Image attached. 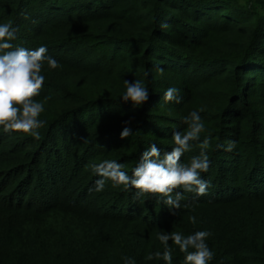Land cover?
Returning a JSON list of instances; mask_svg holds the SVG:
<instances>
[{
	"label": "trees",
	"instance_id": "obj_1",
	"mask_svg": "<svg viewBox=\"0 0 264 264\" xmlns=\"http://www.w3.org/2000/svg\"><path fill=\"white\" fill-rule=\"evenodd\" d=\"M12 2L15 21L22 15L24 20L35 26L39 21H45L51 22V28L63 30V36L50 41V45L60 59L65 58L68 52L71 54L72 65H69L73 78L71 82L66 80L53 85L47 89V94L36 100L44 106L39 116L44 123L37 129L40 139L24 134L28 137L24 141L25 149L17 151L10 158L7 156L9 149H2L0 171L10 169L16 175L15 179L24 177L31 181L35 177L39 182L48 178L47 170L53 169L49 177H56L59 159L65 155L68 136L72 133L69 131L74 130L77 123L84 124L86 119L81 115L82 111L96 106L104 92L111 90L115 94L110 99L105 98V101L113 100L109 103L116 109L102 117L128 113L130 120L127 126L133 133L155 135L160 131L157 128L163 127L160 132L172 136V126L179 128L178 131L186 130L183 118L192 111L199 112L205 131L200 135V141L193 145L199 144L205 137H211V146L207 151L210 166L207 173H201L205 181L210 178L208 196L220 191L217 199L224 200L226 196L223 194H228L231 187L243 189L244 186L246 193H252L251 196L262 194L259 187L264 186V138L259 133L264 124L256 123L252 118L253 112L249 113L247 108L245 112L242 107L245 89L251 83L264 85V0ZM166 72L174 77L165 79L163 75ZM162 77L171 79L179 89L180 103H166L174 111V115L167 119L151 110L154 103L164 102L160 83L166 81L161 82ZM125 80H138L149 90V98L141 106L134 107L130 101L121 100L126 92ZM160 121L165 122V126H157ZM116 122L117 119H114L110 124ZM95 126L97 124L86 127L95 129ZM112 129L105 127L104 133L109 134L105 136L109 137ZM46 141H50L49 146H46ZM228 141L236 144L231 152L224 150ZM150 142L153 143L143 136L134 137L133 142H119L112 147L113 150H126L132 144L131 151L110 155L113 158L108 160L121 162L122 170L131 175L140 154L151 145ZM244 144L246 148L241 147ZM156 145L159 148L165 146L160 143ZM50 146L55 147L54 152ZM161 151L170 152L165 148ZM199 151L197 148L189 151L182 160H190L189 157L198 155ZM251 159H257L256 166L249 167L247 162ZM89 161L88 158L86 162ZM134 191L126 190L121 185L115 187L112 198L126 206H131V202L139 203L140 206L134 205L131 210L130 222L138 220L149 225L151 221L143 215L139 216L138 212L145 207L148 211V202L155 198L136 200ZM3 207L0 220L5 218L4 212L10 204ZM71 213L74 211L71 210ZM116 214L115 217H129L126 211ZM247 224L244 229L230 216H201L196 223L180 219L174 232L184 236L196 231L210 232L206 243L213 251L214 258L208 264H264V222L257 227H248ZM38 227L44 236H38V242L30 245L31 256L9 240L8 244L2 240L0 264H126L124 257L134 264H166L162 258L156 259L154 256L157 251H164V245L158 240L144 245L143 239L119 232L107 235L105 239L108 242L104 245L98 236L85 232L80 237L78 250L73 253L65 248L66 245L52 243L55 230H65L63 224H41ZM31 229L32 232L34 230L31 235L34 238L39 229L37 226ZM64 238L54 235V239L62 242ZM170 243L173 249L171 264H182L184 253ZM148 255H152L153 259H146Z\"/></svg>",
	"mask_w": 264,
	"mask_h": 264
},
{
	"label": "rangeland",
	"instance_id": "obj_2",
	"mask_svg": "<svg viewBox=\"0 0 264 264\" xmlns=\"http://www.w3.org/2000/svg\"><path fill=\"white\" fill-rule=\"evenodd\" d=\"M13 8L14 5L12 0H0V24L11 22L12 26L17 29L16 39L10 42L13 44V49L11 50L22 47L23 45V48L28 50H35L40 46H46L47 55L54 58L59 65L57 68L51 69L47 61L44 62L41 75L45 77V81L39 95L34 97V100H38L43 97V94H47V89L51 88L53 85L61 84L63 83L62 81L66 82V80L72 81L73 71L72 67L69 65H72V60L70 58L72 56L68 52L65 58L60 59L56 55L57 52L54 51L50 45V41L63 36L61 34L63 30L60 28H51V22L45 21H39L37 26H35L34 23L24 20L21 17L22 15L18 21H15ZM36 29L38 30L36 31ZM23 42H25V44H23ZM163 76L165 79L167 77H174L168 72L164 73ZM164 78H161V82H166L160 83V87L164 92L170 87L177 88L171 79L165 80ZM104 93L105 95H103L102 98L100 97V103H97L96 106H90V109L87 108L82 111L81 115L86 119L85 122L83 121L84 124H82V122L77 123L78 126L75 127L74 130L72 128V131H69L72 133H69L68 136L65 155H62L59 159V170H57L58 173L56 177H49L52 175L50 173L53 170L51 166L52 170H47L48 178L40 179L39 182L35 180V177H33L31 181L26 180L24 177L15 179L14 176L16 175H14L13 170L10 169L0 171V212L4 209V205L10 204V207H8L6 211L4 210L6 214L5 218L0 220V233H2L0 235V242L4 240V242L8 244L9 240L13 245H17L18 248L21 247V251L26 253L27 256H31L32 248H30V245L34 242H38V239H36L38 236H44V232L38 227V225L41 224L44 226L63 224L65 230L56 229L53 237H51L52 243L56 244V242H59L58 244L61 246L66 245L65 248L71 249L73 253L75 250H78L80 237H82V235L84 236L85 232H88V235L90 232L98 236L99 240L101 243L103 242L104 245L108 242L105 239L107 235H113L119 232H125L127 235L133 236L134 238L139 237L143 239L144 245H147L151 241H159L158 235L161 233V230L165 233L174 232V227L180 219L185 222H191L189 218L193 216L196 218V222L201 216H215L218 218L230 216L233 220L236 219L238 223H241L244 229H246V222L248 223V227L262 225V222H264V186L259 187V191H262V194L259 196H251L252 193H246L247 190L245 186L243 189L231 187L228 194H223L226 196L224 200L217 199V197H219L217 195L220 191L214 192L215 194L208 196V192H210L208 191L209 188L203 196H196L194 193H186V198L181 201V204H187L188 207H182L177 215H172L168 207L162 202L158 203L156 199H152L148 202V211L145 207L141 208L138 212L139 216L143 215L149 222L151 221V224L146 225L138 220L130 222L132 218L131 210L134 209V205L140 206V204L131 202V208V206L122 205L119 201L116 202V200H114L115 198H112L115 187L112 185L111 181L106 182L102 192H96L94 190L95 181L100 177L92 171V165L113 158V156L110 155L131 151L132 144H130L126 150L121 151L113 150L112 147L119 142H133L134 137L143 136L146 140H152L154 144L155 142L156 144H164L165 146L160 148L161 150L165 148L171 151L173 147L172 136L160 132L163 127H158L157 130L160 131L155 135L135 132L128 138L123 140L120 139V133L123 131L124 127H128L127 125H129V123L126 124L125 121L130 120V116L128 113H123L117 114L118 116L113 114L107 118L102 117L109 111L116 109L114 108L116 106L112 107L113 104L109 103L111 101L113 102V100L105 101V98L110 99V96L115 94V92L106 90ZM243 93L244 104L242 108H244L245 112L246 108L249 113L253 112L252 118L256 123L260 122L264 124V85L251 83ZM103 100L107 104H104L105 102ZM151 110L157 114H162L161 116H165L164 119L174 115L173 109L166 106V103L161 101L154 103ZM88 111H90V113H88ZM119 118H121L122 121ZM114 119H117L116 124H110ZM163 123L165 122L160 121L157 126H165ZM95 124H97L95 129H88V127H86L87 125ZM244 124L246 125V123ZM105 127L113 128L109 132L111 133L109 137L105 136V134L109 135L108 133H104ZM56 129L57 126H55L54 130ZM178 130L179 128L175 129V127L172 126L170 133L172 134L174 131ZM24 134L25 133L17 132L5 133L3 128L0 127V152H2L4 148L9 149V155L7 156L10 158L15 155L17 151L24 150V145L26 144L24 141L31 136L30 134H25L28 135L26 138ZM201 134H203V132ZM259 135L264 138V128L260 130ZM110 138L112 139L109 141L108 139ZM49 142L50 141L45 142L46 146H49ZM153 143L150 142V144ZM84 146L85 148L83 150ZM26 147L29 146L27 145ZM241 147L246 148V144ZM196 148L199 149L198 144L193 145L191 150ZM50 150L54 152L55 147L50 146ZM99 150L103 151L101 152ZM261 151L263 150L259 152ZM162 152L163 151H161V154L163 155L164 152ZM185 154H188V152ZM193 156L194 155H191L189 158L191 159ZM88 158L91 162H86ZM188 161L190 160H187V158L186 160H182L183 163H187ZM247 164L249 167L256 166L257 159L254 161L251 159ZM237 173H240L239 170ZM56 180L58 182H56ZM207 180L210 187V178L208 177ZM54 182H56V184H53ZM6 183H8L7 187ZM129 209L130 211H128ZM71 210L74 211V213H71ZM125 211L128 212L127 215L129 217H115L117 215L116 213ZM143 211L147 212H144V214ZM35 226H37L39 231L35 232L33 238L31 235L34 230L32 232L31 228ZM83 229L85 230L82 231ZM48 235L50 237L51 232ZM54 235L57 236V238L64 236V241L62 242L54 239ZM42 240L44 241V238H42ZM27 244L29 246H27Z\"/></svg>",
	"mask_w": 264,
	"mask_h": 264
},
{
	"label": "clouds",
	"instance_id": "obj_3",
	"mask_svg": "<svg viewBox=\"0 0 264 264\" xmlns=\"http://www.w3.org/2000/svg\"><path fill=\"white\" fill-rule=\"evenodd\" d=\"M16 32L17 29L11 22L0 24V127L5 133L30 134L38 140L40 133L37 129L44 123L39 116L44 111V106L34 100V97L39 95L45 81L41 70L45 61L51 69L59 65L47 55L46 46L35 50L23 47L11 50L13 44L10 41L16 39ZM125 84L126 92L121 96L123 102L130 101L134 107H139L148 100L149 90L140 81L125 80ZM162 99L165 103H180L179 89L168 88ZM182 122L187 126L186 130L172 133L171 151H165L162 155L161 149L156 144H151L140 154L131 175L123 171V165L114 160L92 165V171L100 177L95 181L94 190L102 192L106 182L111 181L114 187L122 185L126 190L135 189L136 200L155 198L158 203L162 202L167 206L172 215H177L182 207H188L187 204H181L186 193L205 195L209 182L202 179L201 173L207 172L210 166L207 151L211 146V137H205L199 142V154L183 163L182 157L191 151L194 142L200 141V134L205 131V126L197 111L190 112ZM132 133L131 128L124 127L120 139L128 138ZM235 146L234 141H228L224 150L231 152ZM189 219L192 223L196 222L194 216ZM210 235L208 231H196L184 236L178 232L165 233L161 230L158 239L164 245V251H157L154 256L171 264V241L172 245L184 253L182 264H208L214 258L213 251L206 243ZM123 259L126 264H134L128 257ZM146 259L152 260L153 256L148 255Z\"/></svg>",
	"mask_w": 264,
	"mask_h": 264
}]
</instances>
